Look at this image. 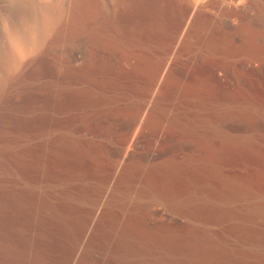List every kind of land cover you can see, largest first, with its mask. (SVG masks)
<instances>
[{
  "label": "bare ground",
  "instance_id": "bare-ground-1",
  "mask_svg": "<svg viewBox=\"0 0 264 264\" xmlns=\"http://www.w3.org/2000/svg\"><path fill=\"white\" fill-rule=\"evenodd\" d=\"M251 8L257 13L263 12L264 14V0H44L40 3L36 0H14L10 8L7 10L8 13L6 12V14L1 17V22L5 28L4 35L8 38L10 45L0 42V94L6 89L8 84L17 79L19 80L24 72L27 70H36V65L34 64L37 63L36 61L41 54L42 48L53 42L55 43V39L60 41L62 49L63 45L66 44L72 45V47L75 48L74 52H70L69 56V53L66 55L68 58L65 57L70 63L69 61L63 60L64 55L63 57L61 56V63L62 60L68 63L63 62V65H55L54 70H52L51 66L47 65L39 68V72L44 78L52 79V82H45V86L43 85L41 87L40 92H36L39 94L37 95V98L34 97V99H31V102L33 100V103L35 102V98L38 99L42 111L39 108L38 109L41 113L43 112V114L41 116H31L30 113L28 118L19 121L17 128L18 131H16L18 132L16 142H20L21 139H24L27 135H31V133L33 136L34 131L41 132V134L37 132L35 134H40L42 137L46 135V139H44V137L41 142H39L38 147H32L33 149L27 148L28 152H30L35 159L30 161L32 158H28L30 162H27L30 166L24 168L23 172H21L23 179L26 181H37L38 179L46 180L50 183H58L67 180L69 176L59 173L57 171L56 163L54 164L55 161L59 162L61 158L64 160L68 159V151L65 147V145H67V143L65 144L66 140L62 142V137L59 138L61 136L60 133V136L56 138L55 136H58L57 133L62 131H76V133L88 132L89 129L86 127V121L89 122L91 118H98L100 115L106 120L111 118L109 112L120 103L118 105L119 109V107L122 106L121 102L122 104L124 103L122 107L125 106L123 108L124 110L122 109L125 111L124 115L128 119H131L137 127V129H134L136 131L134 136H132V133L130 136L129 134L127 135L130 138L132 137L131 141L128 140L126 142L128 143L127 145L131 143V146L136 147V145L141 143L147 135L151 134V139H154L157 144L160 143L158 145H162L164 144L162 142H165V138L162 137L161 134L166 137H172L173 139L176 134V129L178 128L169 123L178 122L175 120V122L170 121L165 118L166 114L164 116L163 110L165 106L163 105V98L167 94V91L169 92L172 89L175 90V87L178 86L176 83L178 82L176 81L178 79L175 78V76H177L175 75L177 71H174L173 57L170 59H165L164 57L169 54L173 55L178 45H185L188 48L190 46L195 47V45L199 44V42L201 43V40L204 41V39H213V43L218 41V45H222L223 43L225 44L226 41L230 43L229 39H231V42H234L233 40L236 38L242 41L243 46H241V48L245 49V51L254 52L255 55L259 57L264 56L263 47L259 42L261 34L256 36L251 35L253 32V19L248 13ZM7 14L8 16L4 18ZM60 27L62 30H59ZM155 33L157 35L161 33L160 38H158L159 36L157 38L158 41L160 39L165 47L164 49H161V52H163L162 58L159 59L160 56L156 53L155 57L157 58L147 57L144 61L140 60L142 56L140 58L139 55L144 52H142V49H139L142 53L139 52L137 55L135 50L138 49V46H142L144 43V47L149 45L150 41L152 42L151 38H155ZM83 40L90 45L86 53L79 52L77 49L81 44L83 46ZM139 41L143 44L138 45L140 43ZM117 44L123 47L122 49L124 52L125 47L129 49V52L126 50L129 53L128 56L121 54L120 56L123 55V57L120 59L118 57L120 63H118L119 60L116 63L119 65H108L109 58L107 59L108 63L106 64L107 61L103 59L104 57L99 58L100 54L97 53L99 55H95L96 52L94 53V50L98 51L99 49L103 52L105 47L106 50L107 47L109 50L113 47V50H111L112 52H115L114 50L117 47H114L118 46ZM202 47L205 46L202 45ZM89 49L92 51H89ZM105 51L103 52V55L101 54L102 56L106 55L107 51L106 53ZM155 51H158L160 54L159 50ZM64 52L65 50L63 53ZM116 52H119V50H116ZM219 54L222 55V53ZM61 55L63 54L61 53ZM141 61L145 62V65H138ZM246 61L243 63H246ZM124 62H126L127 65H123ZM64 63L67 65H64ZM135 63H137V65H135ZM138 68L147 72L149 71L151 74V78H147L148 81H143L146 88L139 85L143 90L139 91L138 89H134L137 88L135 86L137 83H134L133 89H130V87L125 89L127 86H124V84H132V82H130V80H132L131 76L134 75L133 73L135 71H138ZM62 69L67 72H64ZM217 71L215 70L214 74L215 72L217 73ZM215 76L217 77V75ZM138 77H140V75ZM144 79L146 78H143V80ZM139 81L141 80L139 79ZM182 81L183 80L181 79V82ZM220 83L221 82H219V87L221 86ZM195 88H197V86ZM172 92L174 91H171V95H173ZM194 92L196 93V91ZM124 93L126 96L129 95V97H127L128 99L124 98ZM199 93V96L197 93V96L191 94V97L195 96L199 99H197V101L195 98L193 99V102L195 103L193 109L194 112L192 111L189 115L190 117L185 118L184 128L187 130V133H193V135L196 133L199 136L202 134L203 137H199L202 141L206 139L209 143L212 141V145L215 143L217 144L218 138L214 139V136L218 130L225 128L227 122L232 117L236 116H234L232 108L231 111L229 110L231 106L233 107L234 104H236V97L234 98V94L232 95L229 92H226L222 96L219 95L220 92L218 94L217 92L216 94L213 92L214 94L211 95L204 92ZM174 94H176V92ZM188 95L190 96V93H188ZM165 101L168 100L165 99ZM28 102L30 103V101ZM29 103L27 105H32ZM221 103L223 108L225 107V111L218 114L214 108ZM120 110L117 112H120ZM40 112H38L37 115L41 114ZM111 114L116 115L117 113L112 112ZM113 115L112 117H114ZM120 115H122V112ZM101 117L99 118L101 119ZM115 117L113 119H115ZM119 118L121 120V117ZM119 118L117 117L115 120ZM124 119L125 118H123V120ZM117 122H119V120ZM124 123H122V125ZM178 125L180 127L182 123ZM260 125L261 124L257 123V126ZM251 128L252 126L248 129L254 131L253 128ZM227 129L228 128H226V131ZM121 130H123V128ZM104 131L108 130L104 129ZM101 132L99 134H101ZM42 133H45V135ZM55 133L56 135L53 136ZM231 133L232 132L230 131V134ZM93 134L95 135V133ZM99 134L97 133L96 137H99ZM48 135L49 138L52 136L54 137L53 141L48 139ZM86 135L89 134H85V136ZM62 136L64 135L62 134ZM177 137L178 136H176V139H179L180 141V137ZM213 140H216L217 142H214ZM3 141H6V139L1 138L0 143ZM170 141L174 142L173 140ZM124 142H122V144ZM144 142L146 141L144 140ZM116 144L117 143L114 145ZM125 145L126 144H124V148H126ZM113 147L114 146L111 148L113 149ZM150 147L151 150L154 148V146ZM156 148H154V150ZM159 148L156 150L159 151ZM109 150L111 151V149ZM151 150L149 149L150 152L154 151ZM122 151H125V155L124 152H122L124 159L123 161L120 159L121 163L117 165L116 169H114V171H116V178L113 179L118 180H115L114 182L112 181L113 183L110 181L112 185L109 187L110 189H107L110 190L111 199H116V195L114 196L116 193H121L123 195L128 192L132 183L135 182V180H139L144 186L147 195H153L154 197L157 196L158 198L160 197L161 200H165L167 203H170L175 207L178 206L179 208L184 209L189 217L199 220L204 224L209 222L212 215L228 218L237 217L238 219L243 220L246 222V225H243L237 232H232L231 234L237 238V242L248 246L249 248L247 252H241L239 249L235 248L231 250L221 248L213 249L207 245H212L210 241H204L206 235L195 234L191 231H186V233L192 235V241L183 242L178 246H175V239L174 237L172 238L173 234L170 235L169 233H166V240L151 239V246H149L147 244H141L138 241L139 238H141L140 235H142V233L140 229H138V226L135 225L136 222L130 221V219L129 221L126 220L128 222L118 234L122 248L120 249L121 254H127V251H131L130 243L132 240H135L136 243L140 244L138 245V247L141 248L139 251L145 253H150L151 251L166 253L169 256L170 264H264V260L260 259L257 253L250 252L258 248H264V230L258 228L253 231L249 228L250 225H252L251 223H256L257 221L264 219V190L259 188L260 186L258 187L255 183L249 181L248 177V180L245 177L241 179H232L229 182L221 181V178H217L216 180L213 179L214 181L210 180L209 176L211 170H218L220 163L216 160L214 154L209 155V157L206 159L204 158V160L189 161L182 164L167 162L165 164H156L152 168H145L142 170L139 164H136V162L132 160L135 150L134 153L127 150V148ZM142 152H144V150ZM155 153L157 154V152ZM202 153L200 154L202 155ZM74 154H77V152ZM201 155L197 157L199 158ZM10 157L14 160L16 159L12 154H10ZM70 158L71 157H69V159ZM50 161L53 165L50 164ZM201 162L203 163L201 164ZM35 167L36 169L34 171ZM111 167H113V165ZM107 175H109V173ZM178 177H183L184 180L185 177L187 178L188 190L186 193L185 190L179 193H174L175 191L172 190L174 188L171 189L172 192H170L171 190L169 191L170 188L167 186ZM198 181H201V183H198ZM107 184H109V182ZM175 184H177V182ZM104 185L106 186V184ZM174 186L175 185L173 184V187ZM221 205L225 206V208L220 209L219 206ZM99 210L100 211H97V213H100L99 217L103 220L100 226H102L101 228L103 229H107L109 226L106 219H109V217L112 216V212L103 209V207H100ZM58 213L65 214V211L63 212V210L61 211V209H59ZM247 223L250 225H247ZM153 234L152 237L158 238V236H156L157 233ZM2 248L3 251L4 246H2Z\"/></svg>",
  "mask_w": 264,
  "mask_h": 264
},
{
  "label": "rangeland",
  "instance_id": "rangeland-1",
  "mask_svg": "<svg viewBox=\"0 0 264 264\" xmlns=\"http://www.w3.org/2000/svg\"><path fill=\"white\" fill-rule=\"evenodd\" d=\"M13 1L14 0H0V42L5 43L6 45H10V43L8 38L4 35L5 28L1 22V17L6 14ZM36 1L40 3L44 0ZM248 13L253 19V32L251 35L256 36L261 34L259 42L264 50V14L263 12L257 13L252 8ZM7 16L8 14L5 15L4 18ZM60 28L59 30H62V28ZM155 34V38L151 36L152 42L150 41L149 45H146V47H144L145 43L143 44L139 41L140 43L138 45L143 44L144 46H138L135 53L138 55L142 49V52L145 53L146 51V53L150 54L149 56V54L141 52L143 55H139L140 58L142 56L140 60L144 61L147 57H155L156 53L160 56H158L159 59L162 58L163 52H161V49H164L165 47L160 39L158 41L161 33L159 35ZM206 40L209 39H204V41L201 40V43L203 42L202 44L199 42L195 47L190 46L192 47H189L190 49L185 45H178L175 51L176 54L173 53V55L169 54L164 57L165 59L173 57L174 71H177V74L175 73V75H177L175 78L178 79L176 80L178 81L176 82L178 86L175 87V90H179L175 91L172 89L171 91H174L172 92L173 95H171V91H169L171 96L167 91V94L165 93L166 95L164 94L165 96L163 98V105L165 106H163V112L164 116L165 114L167 116H165V118L170 121L175 120L178 122L169 123L178 128L176 129V134L173 139L172 137H166L161 134L162 137L165 139L167 138L166 140L163 138L166 143L162 142L164 143H161L162 146L158 145L160 143L157 144L154 139H151V134L147 135V137H145L141 143H138L136 147L131 146V143L127 145L128 143L126 142L128 140L131 141L132 138L127 135L129 134L130 136L133 134L132 136H134L136 134L134 129H137V127L131 119H128L124 115L125 111H123V108L125 106L122 107L124 103L122 104L121 102L122 106L120 105L121 107H119V109L118 105L120 103L110 112L117 113L116 115H120L122 112V115L116 116L109 112L111 118L107 120L100 115L98 118H91L89 122L86 121L85 123L87 124V129H89V133L62 131L57 133L58 136L56 133L54 135L52 134L53 136L56 135L55 137L58 138L60 133L61 136L59 138L62 137V142L66 140L65 144L67 143V145H65V147L68 151L67 158L69 159V157H71L69 160L61 158L59 162H54V164L56 163L57 171L59 173L69 176L67 180L58 183H50L46 180L39 179L37 181H26L23 179L21 172H23L24 168L30 166L27 161L31 158L30 161L35 159L33 155L28 152L27 148L33 149L38 147L39 142H41L46 135L45 133H42L45 135L42 137L40 136L41 132L36 131L40 134H35L36 132L34 131L33 136L31 133V135H27L24 139H21L20 142H16L18 136V132L16 131H18L17 128L20 120L28 118L30 115L41 116L43 114V112H40V110L42 111V107L40 106L38 99H36L38 97L37 95H39L36 92H40L41 87L43 85L45 86V82H52V79L44 78L39 72V68L47 65L51 66L52 70H54L55 65H63V62L69 61L65 59L66 55L69 53V56L70 52H74L75 48L72 47V45H63V49L65 46L64 54V50L60 46V41L55 39V43L53 42L52 44H49L50 46L47 45L42 48L41 54L37 58V63L34 64L36 65V70H27L19 80L17 79L11 82L8 84L9 86H6V89L4 88L5 90L0 94V139H6V141L0 143V264H170L169 256L166 253H158L156 251L145 253L139 251L141 248H139L138 245L140 244L136 243L135 240H132L130 243L131 251H127V254H121L120 249L122 248L118 234L130 219V221L136 222H134L135 225L138 226V229H140L142 233V235H140L141 238L138 240L141 244L151 246V239H161L164 241L166 240V233H169L170 235L173 234L172 238L174 237L175 239V246H178L180 243L193 240L192 235L186 233V231H191L195 234L206 235L204 241H210L212 245H207L213 249L221 248L231 250L235 248L239 249L241 252H247L249 247L237 242V238L231 234L232 232H237L243 225H246V222L237 217L228 218L212 215L209 222L204 224L199 220L189 217L184 209L179 208L178 206L175 207L170 203H167V201L161 200L160 197L158 198L157 196L154 197L153 195H147L144 186L139 180H135L130 186L129 191L125 194H114V196L116 195V199L114 200L110 197V190H107L110 189L109 187L115 180H118L113 179L116 178V171H114V169H116L117 165L123 161L125 151L122 150H126V148L132 153H134V150L135 153L137 152L136 154L134 153L132 160L135 161L136 164H139L142 170L145 168H152L156 164H165L167 162L182 164L189 161L204 160V158L206 159L209 155L214 154L216 160L220 163L218 167L219 169L214 170H217L216 172L211 170L209 176L210 180L221 178V181L229 182L232 179H241L245 177L247 179L248 177L249 181L255 183L258 187L260 186L259 188L264 190V56L259 57L256 56L254 52H247L245 49H242L241 46H243V43L238 38L233 40L234 42H231V39H229L230 43L226 41L225 44L223 43L224 45H218V41L213 43V39L209 41ZM87 43L88 42L83 40V46L81 44V46L77 48L78 51L86 53L90 46ZM117 45L118 46H115L114 48H120H116L114 50L115 52H112L113 47L110 48V50L108 47L106 50L105 47L104 51L106 50L108 53L107 54L105 51V56H102L104 51L102 52L100 49L101 53L99 50V52L94 50V53L96 52L95 55L100 54L99 58L104 57L103 59L106 61L109 58V63L108 61H105L108 65H119V59L123 57V55H120L124 54V56H128L129 49L125 47L124 52L122 49L123 47L119 46V44ZM202 45L205 47H202ZM90 49L89 51H92ZM116 50H119V52H116ZM153 50H159L160 54L158 51L154 52ZM218 52L222 53V55ZM61 53L63 55H61ZM61 56H64L63 60H65H62V63L60 60L62 59ZM68 56L66 58H68ZM245 61L246 63H243ZM141 62L138 65H145V62ZM65 63L64 65H67ZM137 63H135V65H137ZM123 65H127V63L124 62ZM62 70L67 72L64 69ZM215 70L221 72L217 71L219 74L216 72L214 74ZM133 74L134 75L131 76L132 80H130L132 84L125 83L124 86H127L125 89L129 87L130 89H133L134 83H137V85L135 84L137 88L134 89L140 91L143 90L142 87L146 88L143 81H146L147 78H151L150 72L138 68V71H135ZM139 75L140 77H138ZM215 75H217L219 79ZM220 76L222 77V80ZM143 78L146 79L143 80ZM139 79L141 81H139ZM181 79L185 82L182 81V83ZM180 82L181 84L179 85ZM219 82H221L220 87L222 90L219 87ZM139 85H142V87ZM196 86L197 88H195ZM197 89L199 92L209 93V95L216 94V92L218 94L220 92L219 95L222 96L226 92H229L232 95L234 94V98L236 97V104L229 108L230 111L232 108L234 116H236L232 117L227 122L225 128L218 130L216 133L217 136H214V139L218 138L217 144L215 143L212 145V141L209 143L207 142L208 140L206 141V139H204L207 142L206 144L204 140L202 141L201 138H199L200 136L203 137L202 134L199 136L194 133L193 135V133H187V130L184 128L185 118L190 117V113H192V111L194 112L193 109L195 103L193 102V99L195 98L196 101L199 99L194 96L196 93L198 96L200 94ZM194 91H196V93ZM175 92L176 94H174ZM126 93L128 94L127 91ZM188 93H190V96ZM191 94H194V97H191ZM34 97H36L34 100L35 104L33 103V100L31 102V99H34ZM127 97H129V95L126 96L124 93V98L128 99ZM165 99L168 101H165ZM28 103L32 105L29 106L27 105ZM216 108L214 109L218 114L225 111V107L223 108L222 103L217 105ZM119 110L120 112H117ZM38 112L41 114L37 115ZM112 115L114 117L116 116L115 119L121 117V120L120 118L117 120L113 119L114 117H112ZM99 117H101V119ZM122 117L125 119L123 120ZM118 120L121 122H117ZM122 123L124 124L122 125ZM181 123L184 125H180L179 127L178 124ZM257 123L261 125L257 126ZM250 126H252L255 132L248 129ZM122 128L123 130H121ZM226 128H228L227 131ZM104 129L108 131H104ZM230 131L232 132L231 134ZM100 132L101 134L104 132L102 135L105 134L107 136H102L99 134ZM93 133H95V135ZM97 133L99 134V137H96ZM62 134L64 136H62ZM85 134L89 135L85 136ZM53 136L49 138L48 135L47 137L53 141ZM176 136L180 137L181 142L179 139H176ZM44 139H46V137ZM144 140L146 142H144ZM170 140H173L174 142ZM217 141L215 140L214 142ZM122 142L124 143L122 144ZM115 143L117 144L114 145ZM124 144H126V148H124ZM165 144L171 148H168ZM112 146H114L113 149L111 148ZM150 146H154V148L161 147L159 148V151H157V148L155 151L152 147V150H154L152 151ZM104 147H107V150ZM108 148L111 149V151ZM97 149L101 151L99 152ZM149 149L152 152H150ZM143 150L144 152H142ZM75 152H77V154H74ZM122 152H124V155ZM155 152H157V154ZM200 153H202V155ZM10 154L15 156L16 159H12ZM198 154L201 155L199 158L197 157L199 156ZM120 159L122 160L120 161ZM110 163L113 167H111L112 165ZM202 163L203 162H201V164ZM50 164L53 165L52 162ZM35 169L36 167L34 168V171ZM108 173L109 175H107ZM178 178L171 182V184L173 183L177 187H173V184L171 185L169 183V186H167L170 188L169 191L174 188L172 189L175 191L174 193H179L184 190L186 193L188 190L187 178L185 177V180L183 177ZM110 181L113 182L111 183ZM108 182L109 184H107ZM176 182L177 184H175ZM198 183H201V181H198ZM104 184H106V186ZM172 190L170 192H172ZM100 207L112 212V216L109 217V219H106L109 226L107 229H103L101 228L102 226H100L101 222H103L102 218L99 217L100 213H97V211H100ZM219 208L223 209L225 206L221 205ZM59 209H61V211L63 210V212L65 211V214L58 213ZM251 224L252 225L247 223V225H250L249 228L253 231L258 228L264 230V219ZM153 233H157L156 236H158V238L152 237V235H154ZM81 240L84 243H82ZM2 246H4L3 251ZM6 252L9 253L7 254ZM250 252L257 253L258 257L264 260V248H258Z\"/></svg>",
  "mask_w": 264,
  "mask_h": 264
}]
</instances>
